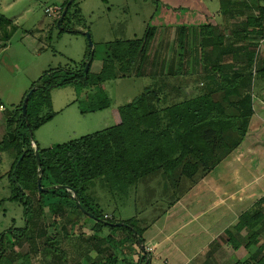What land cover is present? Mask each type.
Instances as JSON below:
<instances>
[{
	"label": "trees",
	"instance_id": "obj_1",
	"mask_svg": "<svg viewBox=\"0 0 264 264\" xmlns=\"http://www.w3.org/2000/svg\"><path fill=\"white\" fill-rule=\"evenodd\" d=\"M75 1L68 5L67 0L61 6L60 17L68 5L61 22L58 24L60 17L55 21L62 31L81 32L69 26L72 20L81 23L79 8L73 9ZM219 2L224 23L238 16L246 17L232 24L231 37H226L220 23L199 25L197 41L201 56L198 52V75L202 87L194 88L182 99L171 102L166 89L169 87L170 91L176 92L177 98L183 95L184 88L163 81L160 85L146 87L133 100L119 106L121 121L118 124L50 148H41L35 138V131L55 116L54 112L41 116L39 102L43 95L48 98L55 87L72 83L96 87L97 90L90 94V107L82 108V113L111 106L102 83L110 78L141 74L144 56L155 35L153 27L148 28L141 38L108 43L101 71L91 72L93 59H90L89 47L81 69H53L45 71L36 80L27 115L23 114V97L13 111L16 125L12 128L8 119L6 133L0 138V151H12L14 155L7 174L12 186L9 199L23 205L26 217L25 227L2 233L0 264H13L18 257L22 258L20 264H53V256L58 252L62 253L63 262L57 264H78L82 259H87L88 264H115L116 258L104 255L116 248L117 241L113 237L116 232L130 238L142 250L138 260L128 264H151L150 252H144L139 241L141 239L144 244V231L137 226V220L133 217L118 221L105 217L87 194L88 184L95 178L104 177L111 188L129 187L135 185L142 175L162 168L171 185L178 187V181L183 178L192 179L197 174L203 176L214 170L249 135V123L254 114V88L256 82L264 84V52L257 51L259 42H253L250 36L264 38V0ZM10 27L16 28L11 18L0 12V42L6 44L11 38ZM179 38V47L184 52L178 54V68L170 65L168 75L183 70L186 64L185 27L179 28ZM226 56H231V60ZM87 62L90 67L86 72ZM179 168L182 172L175 173ZM39 177L45 188L43 191L39 188ZM77 201L96 220L93 230L100 233L106 226L110 228V234L103 237L80 235L87 242V250L69 261L60 248L61 243L48 236L46 227L39 231V240L29 234L33 232L31 224L46 217L47 208L55 217L70 216L67 210L70 207L80 214H89L77 205ZM117 222L122 224L118 226ZM54 225L57 227L56 223ZM225 233L235 249L257 246L264 238V195L242 212L238 222ZM5 237L9 238L8 243L4 241ZM44 237L43 248L37 249L38 241L43 242ZM27 241L31 244L30 250L17 253L16 247L20 248ZM263 247L258 246L245 262L238 260L235 264H264ZM92 250L98 252V258L90 262ZM210 253L203 264H212Z\"/></svg>",
	"mask_w": 264,
	"mask_h": 264
},
{
	"label": "rangeland",
	"instance_id": "obj_2",
	"mask_svg": "<svg viewBox=\"0 0 264 264\" xmlns=\"http://www.w3.org/2000/svg\"><path fill=\"white\" fill-rule=\"evenodd\" d=\"M65 1L67 0H0V12L10 17L16 26L15 29L9 28L13 34L8 42L6 44L0 42V138L6 133L8 119L12 128L16 125L13 111L45 71L58 68L77 71L83 67V61L90 47L86 32L91 34L94 43L91 72L102 70L103 59L107 56L110 42L141 38L151 27L155 28V35L158 33L160 39L154 42H152L154 39L151 40L144 56L146 59L141 65V74L110 78L102 83L101 87L111 99V106L103 110L81 112L82 108L90 107V94L97 90L96 87L72 83L51 89L48 98L43 95L39 101L42 105L40 115L54 112L55 116L35 131V138L41 148H50L103 130L107 123L109 126L118 123L121 121L119 106L133 100L148 86L155 84L157 86L163 81L169 85L180 84L184 91H182L183 95L177 98H175L176 92L170 91L169 87L166 89L171 102L182 99L185 94L190 95L194 88L202 87L198 75L200 71L198 52L201 56V50L197 46L195 30L192 34L193 51L190 53L193 60L190 65L187 63L184 65L182 72L180 69L177 70L178 74L180 72L185 74L187 70L189 77L170 79L168 74L163 72L169 65L166 67L156 64L154 58L160 52L158 49L164 46L161 39L171 36L164 29L166 26L172 25L178 29L185 27V32H188V29L191 30L205 23H217L218 17L211 15H214L219 8V0H76L73 9L79 8L81 23L72 20L69 26L81 32L62 31L55 23L60 17L61 6ZM245 17L238 16L225 23L222 17L219 18L220 22H218L222 25L226 37L232 36V24L242 21ZM175 36L178 37V31ZM250 38L253 42H259L257 51L264 52V38L254 34ZM168 45L174 44L169 42ZM165 52L167 55H173L175 50L167 46ZM183 52L184 49L180 48L179 53ZM227 58L231 60V56H226ZM186 59L189 57L187 56ZM160 71L162 73H158ZM263 86V83L256 82L254 88V114L249 123V129L253 130L252 136L248 135L239 147L221 161L222 163L227 159L226 166L220 163L221 165L218 164L214 171L203 176L197 174L192 179L183 178L178 181V187L171 185L162 168L154 172L157 173L156 176L149 175L129 187L111 188L104 177H98L89 182L87 194L104 212L105 217H111V213L118 220L121 216H133L137 213L145 225L158 218H162L163 221L167 218L173 221L183 220L191 212L186 209L189 207L193 209L195 202H199L197 205H202L203 210L219 203L226 209L224 211L228 212L226 224L232 228L237 214L249 207V202H242L243 204L238 206L234 213V203L238 200V196L234 198L233 188L225 190L223 186H229L233 182L234 171L239 169L248 176L252 175L250 172L252 170L264 177ZM34 146L36 147L35 143ZM12 153V151L0 152V238L3 237L2 233L8 230L26 226L23 205L9 199L12 186L7 174L14 160ZM181 170L179 168L175 173L180 174ZM206 176V181H202ZM178 200L182 201L167 217L166 211ZM67 210L70 216L55 217L48 212L43 220H35V223L31 224L33 232L29 235L39 240V231L46 227L48 236L61 243L60 248L66 253V259L70 261L87 250L85 248L87 242L80 235L97 236V232L93 230L96 220L91 215L80 214L72 207ZM109 231L110 228L104 226L100 233ZM243 233L245 235L246 232ZM8 237L10 238L11 234ZM8 237L4 238L6 243L9 242ZM44 239L45 237L41 243L38 241L37 249L43 248ZM216 240L210 243L211 248L218 245ZM120 241L122 240L119 239V243ZM218 242L220 248L217 249L218 264H235L238 260L245 262L251 256L250 253L252 254L258 246L264 245V238L257 246L249 249L245 247L235 249L229 243L225 232L220 234ZM30 246V242L27 241L20 248L16 247V251L23 254L30 250ZM61 254L60 252L54 254L53 264L63 262ZM38 256V259H41V256ZM121 259L123 263L124 261L132 263L130 256ZM172 259H168L169 264H174L175 261ZM155 260L160 264H166L164 255ZM21 261L22 258L18 257L13 264H20Z\"/></svg>",
	"mask_w": 264,
	"mask_h": 264
},
{
	"label": "crops",
	"instance_id": "obj_3",
	"mask_svg": "<svg viewBox=\"0 0 264 264\" xmlns=\"http://www.w3.org/2000/svg\"><path fill=\"white\" fill-rule=\"evenodd\" d=\"M219 9L220 6L214 12V15L211 16L218 17V21L220 22L219 18H221V15L219 13ZM218 21L217 23H219ZM217 23L215 22L213 24H217ZM198 27H193L191 28V30L189 29L187 30L188 32L186 39L187 45L185 50L186 51L185 57L187 56L189 57V59H186V63L188 65H190L191 61L193 60L190 55V53L193 51L192 34L194 30L196 31V34L198 33ZM164 29L171 36L170 38L165 37L161 39L163 40L162 42L164 43V46L162 45L158 49L160 50V52L154 58V60L156 64L159 63L162 66L166 65V67L167 65H169L165 69V71H163L164 73H168V69L170 65L172 64H174V66L180 65L179 62L180 56H178L180 49L179 47L180 38H179V29L177 27L171 25V26H166ZM177 31H178V37L176 38L175 34ZM158 38L159 36L157 33V35H154L153 38L154 40L152 42L156 41ZM169 42L170 44L173 43L174 45L173 46L168 45ZM196 42L198 43L197 38H196ZM167 46H169L171 49L173 47V50H175L173 55L172 54L167 55V53L165 52ZM158 73H162V72L160 71ZM175 73L176 74L172 73L167 76H169L170 79L173 80H176L177 78H182L184 76L189 77V72H187V70H185V74H180V73L178 74L177 71ZM107 126H109V123L106 124V127ZM252 132L253 130L250 129V133H249L250 136H252ZM226 160H224L221 163L223 164L222 166H226L225 164ZM221 164H219V166ZM250 172H252L251 173L252 175L248 176L246 173H241L240 169L239 171H234L233 182L229 186H223V189L225 190L233 188L232 190L233 197L236 198L238 196V200L236 201V203H234L235 204V207L233 209V211H235L234 213H236L237 207L243 204L242 202H247V203L249 202V207L244 209L245 211L250 207H252L253 204L260 197L264 195V177L255 173V171L251 170ZM155 174L157 173L152 172L149 174H144L139 178L138 181L148 177L149 175L156 176ZM210 174L208 176H210ZM206 178L207 176L202 181H206L205 180ZM180 201L182 200H178L176 203L173 204V206L169 207V209L165 213L167 214V217L174 212V209L176 208L177 204H179ZM197 204H199V202L194 203L193 209H191L190 207L186 209L187 211H191V212L188 214V217L183 220L178 219L173 221L167 218V220L163 221L162 218H158L156 221L150 222L149 224L145 225L143 224L140 216L136 213L133 216H121L118 219V221L127 220L133 217L137 220L136 222L137 226L142 228L144 231L143 232V237H144L143 246L145 248L144 252L146 251L150 252L151 264H160L159 261L155 260V258H160L162 255L165 256L166 264L170 263L168 261L169 258H173L172 260L175 261L174 264H203V262L206 260V257L209 256L208 255L209 252H212L210 253L212 264H218L217 249H220L218 240L220 239V234L224 233L225 230L229 228L228 227L229 225L226 224L227 217L229 214L228 212L224 211L226 209L220 206L219 203L217 204L215 203L213 204V206L212 205L209 206L206 210H203V208H201L202 205L198 206ZM48 212H50V209L47 208L46 215L48 214ZM242 212L237 214V217L233 222L234 225L238 222L239 216ZM110 215L112 219H115L113 214L110 213ZM105 234L106 235L110 234V231L104 234L97 233V236L103 237ZM113 237L117 241L116 248H114V250L112 249L107 251V254H105L104 256L114 259L116 258L117 262H115V264H128L129 262L127 261H124L123 263L121 258L129 257V256L132 258L131 262H136L139 256L142 254L141 253L142 250L140 249V247L136 243H134L130 238H127L125 235L121 236L119 232H116ZM119 239L122 240L120 241V243H119ZM215 239H217L216 244L218 245L215 246V248H213V246L211 248L210 243ZM89 256L91 257L90 260L91 262L93 259L95 260L96 258H98V252L96 250H92ZM87 262H88L87 259L84 260L82 259L79 263L88 264Z\"/></svg>",
	"mask_w": 264,
	"mask_h": 264
},
{
	"label": "water",
	"instance_id": "obj_4",
	"mask_svg": "<svg viewBox=\"0 0 264 264\" xmlns=\"http://www.w3.org/2000/svg\"><path fill=\"white\" fill-rule=\"evenodd\" d=\"M74 0H69V2H68V5H70L72 2H73ZM68 5L64 8V10H63V13H62V15H61V17H60V19H59V21H58V24L61 22V20L65 17V15H66V13H67V11H68ZM86 36H87V38H88V41H89V45H90V47H91V57H90V59H93V55H94V50H93V40H92V36H91V34L89 33V32H86ZM89 67H90V62H87V64H86V67H85V71L87 72L88 70H89ZM35 89H36V86H34L27 94H26V96H25V98H24V101H23V105H22V108H23V114L24 115H27V106H28V101H29V97H30V95L35 91ZM35 151H36V155H37V159H38V162L40 163V154H39V150L36 148L35 149ZM38 184H39V188H40V190L41 191H43V190H45V188L44 187H42V185H41V178L39 177V182H38ZM77 203V205L81 208V209H84V211H86V209L85 208H83V206L81 205V203L79 202V201H77L76 202ZM87 213H89L88 211H86ZM89 215H91V216H93L91 213H89ZM122 224V222H117L116 223V225H121ZM140 241V244L141 245H143V242L141 241V239L139 240Z\"/></svg>",
	"mask_w": 264,
	"mask_h": 264
},
{
	"label": "built area",
	"instance_id": "obj_5",
	"mask_svg": "<svg viewBox=\"0 0 264 264\" xmlns=\"http://www.w3.org/2000/svg\"><path fill=\"white\" fill-rule=\"evenodd\" d=\"M107 217V216H106Z\"/></svg>",
	"mask_w": 264,
	"mask_h": 264
}]
</instances>
